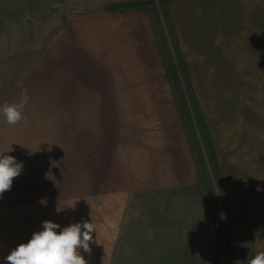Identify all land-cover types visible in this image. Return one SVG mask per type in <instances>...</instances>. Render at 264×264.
Listing matches in <instances>:
<instances>
[{
	"label": "crops",
	"instance_id": "obj_1",
	"mask_svg": "<svg viewBox=\"0 0 264 264\" xmlns=\"http://www.w3.org/2000/svg\"><path fill=\"white\" fill-rule=\"evenodd\" d=\"M166 1L188 89L211 134L220 132L221 181L231 207L237 210L241 203L258 210L264 169V0ZM43 35H51L46 56L52 47L69 63L92 61L99 35H109L111 47L122 35L120 55L138 64L128 73L159 71L149 20L136 11L67 16ZM108 49L110 56L114 50ZM29 73L12 91L24 89ZM156 74L128 82L122 103L115 101L114 87L92 81L28 83L27 90L40 96H28L21 121L10 125L0 114V154L24 165L9 190L10 208L0 209V219L5 212L11 217L0 230V264L42 230L45 220L59 224L58 232L73 223H92L91 251L80 249L86 264H169L164 260L174 250L175 186L195 182V168L176 111L157 92L174 89L175 83ZM21 99L3 97L0 105ZM116 104L163 106L151 119L164 120V128L146 126L117 142L113 120L99 109ZM243 168L247 173L241 176Z\"/></svg>",
	"mask_w": 264,
	"mask_h": 264
},
{
	"label": "rangeland",
	"instance_id": "obj_2",
	"mask_svg": "<svg viewBox=\"0 0 264 264\" xmlns=\"http://www.w3.org/2000/svg\"><path fill=\"white\" fill-rule=\"evenodd\" d=\"M170 7L171 2L166 0H0V99L21 97V89L12 91V88L29 69L23 89L28 96L38 95L27 90L35 83L41 86L52 83L79 85L92 81L102 88L114 87L115 101L122 103L126 97L123 88L134 79L145 80L146 76L147 80L155 79L158 73L174 82V89L157 92L176 111L178 130L195 168V182H187L179 188L175 186V248L172 257H165L164 261L169 264H248L256 254L264 252V169L259 173L260 208L246 209L240 203L239 209L233 210L221 181L220 132L211 134L193 91L188 89ZM95 10L136 11L145 15L152 34V49L161 59L159 71L152 69L154 72L148 75L128 73L138 64L120 55L123 53L122 35H116L112 47L109 35H99L98 53L92 61L69 63L60 50L54 51L52 47L46 56L51 35H43L45 30L67 16ZM108 46L112 52L114 50L110 56ZM141 49L137 48L139 53H143ZM28 83L31 84L27 87ZM4 106L0 105L1 115ZM156 107L116 104L99 109L113 120L116 140L121 142V137L130 136L133 130L146 126L148 129L164 128V120L151 119ZM41 108L52 112L55 107ZM62 108L70 111V108L82 107ZM245 170L240 169L238 174L243 176L247 173ZM11 196L9 190L0 196V200L5 199L0 201V209L10 208ZM247 213H251L249 217ZM10 219V213L5 212L0 219L1 231L10 224Z\"/></svg>",
	"mask_w": 264,
	"mask_h": 264
},
{
	"label": "clouds",
	"instance_id": "obj_3",
	"mask_svg": "<svg viewBox=\"0 0 264 264\" xmlns=\"http://www.w3.org/2000/svg\"><path fill=\"white\" fill-rule=\"evenodd\" d=\"M21 97L19 103L5 104L3 107L10 125L17 124L23 117L29 97L23 90ZM23 167V163L17 162L14 156L0 154V196L11 189L13 178L21 174ZM45 203V200H41V204ZM60 227L52 221H43L42 230L34 232L27 243L18 245L4 258L6 264H86L80 249L91 251L90 242L95 232L92 223H73L58 232ZM248 264H264V252L256 254Z\"/></svg>",
	"mask_w": 264,
	"mask_h": 264
}]
</instances>
